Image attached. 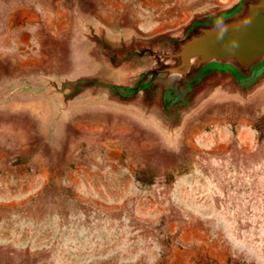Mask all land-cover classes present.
I'll use <instances>...</instances> for the list:
<instances>
[{
    "label": "rangeland",
    "instance_id": "374dc122",
    "mask_svg": "<svg viewBox=\"0 0 264 264\" xmlns=\"http://www.w3.org/2000/svg\"><path fill=\"white\" fill-rule=\"evenodd\" d=\"M40 1L99 14L90 0ZM135 1L110 0L104 22L130 23ZM27 3L0 0V46L22 45ZM175 5L174 32L187 19ZM143 33L127 49L160 38ZM253 89L201 96L172 145L126 115L65 122L0 96V264H264V78Z\"/></svg>",
    "mask_w": 264,
    "mask_h": 264
},
{
    "label": "crops",
    "instance_id": "0c3cea01",
    "mask_svg": "<svg viewBox=\"0 0 264 264\" xmlns=\"http://www.w3.org/2000/svg\"><path fill=\"white\" fill-rule=\"evenodd\" d=\"M175 1L177 11L187 14L185 23L176 32ZM237 1L136 0L133 6L138 9L130 23L112 25L104 22L105 15L107 19L111 15L110 0H90L93 7H98L99 14L77 12L76 8L70 14V10L54 1L52 15L48 14L44 1L38 0V5L32 7V1L28 0L21 11L32 16L21 26L22 45L15 46L13 42L11 46H0V70L3 71V63L10 65L4 81L0 82V96L10 97L16 104H32L35 117L47 114L65 122H74L86 114L126 115L172 145L178 141L186 115L200 104L201 96L208 102H224L239 96L249 97L255 89L245 93L225 80H215L199 91L198 103L186 112L183 108L161 107L143 97L124 100L109 90L82 86L80 82L92 79L123 82L128 68L119 65L117 51L140 42L145 36L143 32L154 33V38L175 34L195 17L231 7ZM150 14L153 17L146 18ZM111 49H115L114 55ZM11 65L15 66L13 70ZM168 112L176 113L171 116ZM175 117H180L179 122L172 124L170 120Z\"/></svg>",
    "mask_w": 264,
    "mask_h": 264
},
{
    "label": "water",
    "instance_id": "95a60500",
    "mask_svg": "<svg viewBox=\"0 0 264 264\" xmlns=\"http://www.w3.org/2000/svg\"><path fill=\"white\" fill-rule=\"evenodd\" d=\"M119 65L128 68V82L92 79L80 85L124 100L160 99L174 110L215 80L244 91L264 78V0H238L195 17L175 34L126 49Z\"/></svg>",
    "mask_w": 264,
    "mask_h": 264
},
{
    "label": "bare ground",
    "instance_id": "6f19581e",
    "mask_svg": "<svg viewBox=\"0 0 264 264\" xmlns=\"http://www.w3.org/2000/svg\"><path fill=\"white\" fill-rule=\"evenodd\" d=\"M133 145H135V143Z\"/></svg>",
    "mask_w": 264,
    "mask_h": 264
}]
</instances>
